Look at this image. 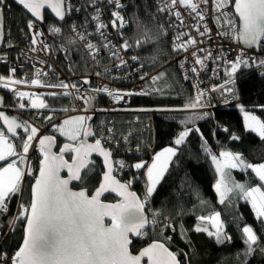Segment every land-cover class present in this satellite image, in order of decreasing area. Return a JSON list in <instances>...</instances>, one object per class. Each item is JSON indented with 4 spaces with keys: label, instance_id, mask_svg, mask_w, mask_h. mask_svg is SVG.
<instances>
[{
    "label": "snow or ice",
    "instance_id": "snow-or-ice-1",
    "mask_svg": "<svg viewBox=\"0 0 264 264\" xmlns=\"http://www.w3.org/2000/svg\"><path fill=\"white\" fill-rule=\"evenodd\" d=\"M115 9L126 7L122 0H106ZM14 3L21 6L35 18L29 19L27 28L30 30L31 51H48L50 45L40 39L42 33L36 21H43L42 9L45 7L51 9L58 21H65L73 11H80L75 8L70 0H14ZM210 0H158L157 11L160 13H170L183 25L184 21L180 11L177 8H184L191 13L196 14L198 21H205L209 9L207 6ZM213 24L223 31L218 34L227 39L242 43L245 48L241 49L238 55L228 62L226 70L227 80L219 85L212 86L211 92H219L225 95V103L228 99H236L237 86L236 77L240 69L255 67L264 70V58L260 56H248L246 49H256L264 51V0H211ZM94 15L92 20L95 23V35L100 38L98 43L89 40L88 35L78 31L73 24L72 31L75 38H69V44H75L76 40L84 42V46L91 58L99 64V53L107 51L110 58H114L117 68H123L129 71V61L124 59L121 53H128L133 48H142L145 45L154 44L155 39L166 35L163 25L159 26L156 33L151 30H145L146 25L138 18L133 16L131 22L140 33L133 43H129L124 38L123 30L128 27L129 20L116 10L111 12V21L106 23L102 19L101 10L93 3ZM9 7L6 0H0V43L5 42L4 29V8ZM111 27L120 36V42L114 43L108 39L107 29ZM201 27L203 31H201ZM49 30L53 35L60 34L62 29L57 26H50ZM196 32L200 36L210 35L211 29L207 23L197 24ZM188 33H176L173 51H188L189 47H196L198 43H204L203 40L197 41L195 37L189 35L187 40L184 36ZM12 45L9 44V47ZM200 52L205 56L201 57ZM193 65L189 66L188 72L184 73L183 78L189 79V73L199 76L201 71H208L206 61L218 63L224 59L223 55L213 56L211 51L204 48H198L192 53ZM131 61L137 62L138 68L144 65L138 63L137 55L130 56ZM43 63V61H41ZM180 63L179 67L184 68ZM198 66V67H197ZM107 72V69H105ZM16 68L11 69L9 77L0 76V87L8 88L10 86L29 85L38 88L60 89V92H51L50 96L57 95L71 97L73 100L81 101L85 113L90 110L95 111L93 104L98 96L104 95L111 98L115 103H128L127 97L131 96H162L165 89L160 86V81L166 78V72L158 73L150 79L145 73H140L138 78L146 81L147 88H141L138 91L112 89L105 85L94 86L90 78L85 76L77 82H65L59 80L58 83H47L42 77H47L48 72L36 71L34 78L21 79L15 77ZM96 77L104 73H94ZM264 75V71L261 72ZM87 86V87H86ZM169 88L172 85H168ZM196 91L187 98V102L178 108H140L133 111H160V112H183L186 113L180 120L182 130L174 139L176 147H167L161 152L155 154L152 163L149 165L146 161H140L133 165H127L123 160H114L113 152L110 147H105L108 141H115L117 144L128 143L129 138L133 136L131 130L127 135L120 136L119 139L113 134V127H106L102 132L94 131L89 121L92 119L89 115H77L65 119L62 125L56 127V131L61 136H65L70 143H65L59 150V154L52 151L56 143V138L50 135L40 137V130L27 122H18L15 118H10L0 111V120L6 126L7 133L12 137L17 136V129H23L25 137L20 139L19 150L6 135L5 131L0 129V162L7 161L6 166L0 167V214L7 212L8 205L13 197L23 194L26 175H32L25 167L28 163V153L32 148L33 141L38 144V150L41 155V161L38 169V176L35 178L34 186L31 188L30 200L27 206L20 205L17 216L12 220L14 226L17 221H23L25 224L22 245L9 256L0 249V264H185L181 260V255L186 253L173 252L166 247L164 242L159 240L150 243L138 254H133L130 249L132 236L145 237L148 231L157 230V225L162 224L163 229L170 228L175 231L171 223L165 222L164 214L161 211L146 212V206L149 205L150 198L157 190V186L164 179L172 163L173 157L177 155L179 146L185 144L187 138L196 132L207 145V140L199 127L195 126V121L204 119L209 113L202 110L210 106L209 90L200 89L199 84L193 85ZM12 91L19 100L27 98L32 109H49L50 105L36 93L20 91L18 87H12ZM3 101L0 100V105ZM19 107L24 109L26 105L20 103ZM120 109H101V111H117ZM244 112V121L246 128L256 133L264 140V121L258 119L255 115L240 109ZM54 111V109H52ZM68 112V108L62 109ZM191 113V115H187ZM51 120L52 116H47ZM139 119V118H137ZM190 125H192L190 127ZM225 132L227 128L223 129ZM98 136L94 143H88L87 138ZM40 137L39 139H37ZM231 139L238 140V136H231ZM104 141L105 143H102ZM205 152L211 157L212 163L216 166V172L219 173V180L215 184V190L219 194L220 203H225L228 194L238 191L239 195L250 201L255 212L256 218L264 223V163L252 165L246 163L241 154L231 151H221L218 155L213 154L210 148L205 147ZM65 153H70L69 159H65ZM96 153L103 158L104 171L102 182L90 193L86 187H80L74 190L73 182L83 185L89 173L93 171L95 161L91 159L92 154ZM119 169L132 167L139 172L144 170L141 175H146L147 183L143 197L138 196L131 191L132 183L137 178L135 175L127 182H121L116 178L114 172L116 166ZM241 168L251 169L256 177L261 181L257 187H247L242 183L230 181L231 169ZM66 172V176L61 173ZM106 193H114L119 200L115 203H107ZM201 223L194 231L197 233H206L217 244L230 243L232 237L225 229L221 214L215 212L210 216H200ZM186 235V233H183ZM170 240V237H166ZM242 239L246 245L245 256H251L257 248L264 252V245L251 226L242 228ZM190 243V241H188Z\"/></svg>",
    "mask_w": 264,
    "mask_h": 264
},
{
    "label": "trees",
    "instance_id": "trees-1",
    "mask_svg": "<svg viewBox=\"0 0 264 264\" xmlns=\"http://www.w3.org/2000/svg\"><path fill=\"white\" fill-rule=\"evenodd\" d=\"M77 2L80 7L79 17L67 18L64 22L57 21L48 12H45L43 32L53 46V62L64 73L72 77L82 76L89 70V62L80 46L69 44L70 28L74 25L88 24L94 15L91 7L87 5V0H70ZM9 7L4 8L6 19V42L8 39L19 42L20 33L27 31V22L31 19L21 8L16 6L12 0H6ZM126 5L120 11L129 20L126 29V39L133 43L139 36L131 22L133 16L138 17L144 25L145 30L156 33L159 26L163 25L166 35L155 39L154 44L145 45L142 48H133L131 54L139 57L138 63L143 64L141 69L148 74H158L166 72V78L160 81L165 91L162 96L155 97H135L131 101L133 109L138 108H178L187 102V98L192 95L188 83L183 78V73L179 67L178 54L172 47V22L163 13L157 11V0H122ZM84 13H82V12ZM50 26L61 27L60 34L53 35L49 30ZM5 71L6 68H3ZM264 70L255 68H242L237 73L236 86L237 96L241 102L238 105L225 109H216L212 118H204L195 121V126L199 127L207 140V145L196 132L187 138L185 144L179 146L177 155L173 157L168 172L164 179L157 186L153 194L152 206L155 211L164 214L165 222H170L175 231L167 228L164 235L157 234V230L148 231L144 240L134 241L132 252L137 253L143 247L159 240L164 242L173 252L186 253L181 255V260L185 264H264V252L259 248L251 255L245 256L246 245L242 239V228L252 226L264 245V223L256 218L255 212L249 201L242 200L243 197L233 199V194L228 195L225 203L221 204L219 194L215 190L218 176L211 163V157L205 152V147L210 148L213 154L218 155L221 151H231L239 153L246 163L259 165L264 163V140L256 133L246 129L242 111L252 112L258 119L264 121ZM5 74L6 71L4 72ZM168 85H172L171 88ZM2 92L0 91V94ZM45 101L50 105L47 111L54 109L55 113L61 114L62 109L67 108L68 100L58 96H45ZM13 108L16 106L12 105ZM104 106V104L102 105ZM100 106V109L103 107ZM16 109H14V112ZM154 126L156 131L157 151L161 152L167 147H176L174 139L182 130L180 120L186 113L183 112H160L154 111ZM158 112V113H157ZM23 115H31L28 112H21ZM12 114V113H11ZM14 115V114H13ZM191 115V113H187ZM118 126L120 135H127L131 123L135 122V115L128 113H118L112 116ZM136 139L153 140L151 131L141 125L134 123ZM192 125H190L191 127ZM227 128L225 132L223 129ZM238 136V140L231 139V136ZM59 143L64 142L58 136ZM135 138H131L134 142ZM20 144V140L16 141ZM153 142V141H152ZM39 160V158H38ZM93 171L89 173L83 185L87 190L93 192L98 187L103 173L102 163L95 160ZM144 170L133 171L127 177L130 179L135 175L131 190L139 196L145 191V175H141ZM237 177L245 182L261 185V181L256 177L251 169L240 168V171H233ZM31 179H27L24 184V191L21 196L13 197L8 213L1 219L0 228L2 235H5L11 222L14 219L19 200L22 198L26 205L31 198ZM264 191V188H262ZM109 200V198H108ZM215 212L221 214L227 233L232 237L230 243L217 244L206 233H197L195 227L201 223L200 216H210ZM163 225L159 224V228ZM183 233H186L184 235ZM24 235V222L18 221L12 234L6 235V239L0 243L3 253L11 256L20 247ZM170 237V240H166ZM190 241V243L188 242Z\"/></svg>",
    "mask_w": 264,
    "mask_h": 264
},
{
    "label": "built area",
    "instance_id": "built-area-1",
    "mask_svg": "<svg viewBox=\"0 0 264 264\" xmlns=\"http://www.w3.org/2000/svg\"><path fill=\"white\" fill-rule=\"evenodd\" d=\"M158 1V0H157ZM75 8H79V5L77 2L72 3L70 2ZM93 3H95V6L98 7L102 12V19L106 23H110L111 21V12L116 11L120 9H115L111 4H108L106 0H87V5L91 7V11L94 12ZM201 7H207L209 9L207 13V17L205 21H198L196 19V14L191 13L188 10H185L184 8L180 7L177 8V11H180L183 18V25H180V21L175 18V16L171 15L170 13H163L165 16L169 18V20L172 22V30H173V37H172V47L175 43V34L176 33H188L190 36L195 37L197 41L203 40L204 43H198L196 47H189L188 51H180L176 52L178 54V62L183 63L185 66L182 70V73L188 72L189 66L193 65V56L192 53L195 52L198 48H204L208 51H211L213 56H220L223 55L224 59L220 60L218 63H213L210 61H206L208 71H201L199 76H194L191 73H189V79L185 80L188 85L191 88L192 94L195 93L196 89L193 87V85L199 84L200 89L202 90H209V99H210V106L203 109V112L209 113L210 115L207 116V118H212L213 113L216 109H225L230 106L238 105L241 101L236 99L229 98L228 103H225V95L219 92H211L210 89L212 86H219L223 84L227 80L226 76V70L228 68V62L232 61L239 53L241 49H244L243 46L240 45V43L235 42L233 40L227 39L225 37L220 36L218 33L223 31V29L214 26L213 24V16L214 13L212 12V5L211 0L210 3L205 6L202 5ZM82 12V11H81ZM84 13V12H82ZM80 11H73L70 16L68 17H79ZM122 15H124L121 12ZM125 16V15H124ZM126 18V16H125ZM127 19V18H126ZM207 23L208 27L211 29L210 35L200 36L196 30L195 26L197 24H203ZM39 30L43 33L42 27L37 24ZM78 31L84 32L86 35H88V38L93 43H98L100 41V38L96 36L95 33V23L92 19H90V23L88 24H81V25H75ZM129 26V25H128ZM126 29L123 30L124 38L126 39ZM108 34V39L113 41L114 43L120 42V36L117 34V32L109 27V29L106 30ZM201 31H203V28L201 27ZM70 34L73 38H75V33L72 31V28L70 29ZM189 35L184 36V40H187L189 38ZM30 35L29 33L22 36L23 40V48H17L13 45L9 48L10 51L17 53V51L20 52V55H18V60L16 62L10 61L8 58L2 56V53H0V66L5 65L8 67V69L11 71L12 68H16V72H21L23 74V79H32L34 78V74L36 71H46L48 72L47 77H42L47 83H58L59 80H63L65 82H77L78 80H75L71 77H69L66 73L62 72L56 64L53 62V48L50 45L49 41L46 39L45 35H43L40 39L46 41L48 45H50V48L48 51H31V45L29 43L30 41ZM78 44H80L84 48V52L87 56L88 62H89V71L86 75H84L81 79H83L85 76L91 79L92 84L94 86H100L105 85L112 89H123V90H131V91H138L139 89L147 88L148 84L146 81H141L138 78V75L140 73H145L141 69H139L136 66L137 62H133L130 59V56L133 55L129 51L128 53H121V55L124 57V59L129 61V71L126 72L123 68H117L116 63L117 61L114 58H110L108 52L102 51L99 53V64L94 61L89 53L87 52L84 42L76 40ZM246 53L248 56H260L261 58H264V51H257L256 49H246ZM199 55L201 57L205 56L204 52H200ZM43 61V63H41ZM198 67V66H197ZM243 68V67H242ZM241 68V69H242ZM255 67H248L247 69H253ZM105 69H107V72H105ZM101 72L104 73V75L100 77H96L94 73ZM146 76L150 79L152 76L151 74L145 73ZM79 79V80H81ZM12 87H9L10 96L14 94L12 91ZM21 90V88H19ZM49 93L51 92H60V89H48ZM32 93V92H31ZM157 95L153 96H131L127 97L128 103L124 104L121 102L120 104L115 103L111 98L101 95L98 96L97 99L94 101L96 105L95 112H87L85 113L83 111V105L81 101L79 100H73L70 98V107L68 108L69 111L65 112L63 114H56L53 112H46L45 109H32L29 104V100L25 98L22 100V103L26 105L24 109H21L18 107V115L21 118L22 122H27L31 124L34 127H37L40 130V137L43 135H54L57 136L60 133L56 131V127L60 126L65 119H68L70 117H74L77 115H96L97 122L94 127V131L102 132L106 127H113L115 125L114 129V135L117 137V139L120 138L118 126L116 125V122L114 119H112V116L118 114V113H128L135 115V122L136 125H141L142 127H146L151 131V137H153L152 141L149 140H138L136 139L137 132H135L136 126L132 122L130 127L128 128V131L131 130L133 133V136L129 138L128 143L121 142L117 144L115 141H108L102 143H105V147H110L113 155L116 158V161L123 160L127 165H133L140 161H146L147 164H151L152 160L154 159L155 153H156V131L154 126V115L156 114L154 111H148V112H141V111H129L131 110L129 107L131 106V101L135 97H155ZM17 97V96H16ZM18 98V97H17ZM104 104V106H102ZM99 106H102L103 109H120L117 111H101ZM7 111L12 110L10 102L7 103L6 106ZM140 109V108H138ZM19 111H28L32 112V117L23 116L19 113ZM51 115L52 119H47V116ZM139 118V119H137ZM135 126V128H134ZM38 137L37 139H39ZM97 138H99L97 136ZM131 138H135L136 141L134 142L131 140ZM33 150H37V143L36 141L33 142ZM138 160V161H137ZM135 168L132 167H126L124 169H119L118 165L116 166L115 175L118 179L123 181L130 180L129 177H127L131 172L135 171ZM34 174V173H33ZM32 174V175H33ZM144 195V194H143ZM146 210L149 213L154 211L152 208V202L151 198L149 201V205L146 206ZM151 218V216H150ZM169 223V222H168ZM158 227V225H157ZM167 230V228L163 229V231Z\"/></svg>",
    "mask_w": 264,
    "mask_h": 264
},
{
    "label": "clouds",
    "instance_id": "clouds-1",
    "mask_svg": "<svg viewBox=\"0 0 264 264\" xmlns=\"http://www.w3.org/2000/svg\"><path fill=\"white\" fill-rule=\"evenodd\" d=\"M5 15V14H4ZM67 18H70V17H66V19ZM37 23V22H36ZM38 24V23H37ZM41 27H42V25L41 24H39ZM71 29V28H70ZM43 30V29H42ZM29 29L27 28V31H25V32H21L20 33V38H18L19 39V42H16V41H14V40H11V39H8V41L6 42V19H5V42H4V45H3V47H2V49L0 50V53H2V56H4V57H6V58H8L10 61H13V62H16L17 60H18V55H20V52L19 51H17V53H14V52H12V51H10L9 50V44H11V45H13L14 47H17V48H20V49H22L23 48V40H22V36L23 35H26V34H28L29 33ZM44 33V32H43ZM45 35V34H44ZM71 35V34H70ZM46 37V36H45ZM72 37V36H71ZM73 38V37H72ZM46 39L48 40V38L46 37ZM49 41V40H48ZM50 43V42H49ZM77 43V42H76ZM171 43H172V41H171ZM50 45H51V43H50ZM77 45L78 46H80L81 48H82V50L84 51V48L80 45V44H78L77 43ZM241 45V44H240ZM52 46V45H51ZM242 46V45H241ZM52 48H53V46H52ZM245 48V47H244ZM84 54H85V52H84ZM53 56H54V51H53ZM85 57L87 58V56H86V54H85ZM88 60V59H87ZM88 66H89V64H88ZM3 68H6V73L7 74H5L4 72L5 71H3L4 69ZM253 69H255V68H253ZM88 71L89 70H87V72L86 73H84L82 76H79V77H72V76H69V77H71V78H73V79H75V80H78L79 81V79H81L84 75H86L87 73H88ZM11 75V71L8 69V67H6L5 65H2V66H0V76H3V77H9ZM151 75H154V76H156V74H151ZM15 77L16 78H21V79H23V74L21 73V72H16L15 73ZM27 86V85H26ZM16 87H18V88H21V90H26L25 88H24V85H19V86H16ZM32 87V86H31ZM87 87V86H86ZM1 89H8L9 90V87L8 88H4V87H0ZM10 88H11V86H10ZM0 89V91L2 92L1 94H0V96H3V98H4V101H5V107L3 108V111H6L7 113H8V115H10V116H13V117H15V118H17L18 120H20L21 121V118H20V116L18 115V109H16V111L14 112V109H12V110H9V111H7V109H6V106H7V101H9V96H10V91H6V92H4V91H2ZM45 91H47L48 89H50V88H47V87H45V88H43ZM36 93V94H38V95H40L42 98H44L45 99V96L46 95H42V93H40L38 90H30V92L29 93ZM48 92V91H47ZM47 95H49V92L47 93ZM58 97H60V98H66L67 100H68V106H67V108H69L70 107V98L69 97H63V96H60V95H57ZM94 105H95V103H94ZM97 108H99V106L97 107ZM95 110H97L96 109V105H95ZM45 111L46 112H52V111H47L46 109H45ZM21 112H28V111H19V113L21 114ZM90 112V111H89ZM93 112H95V111H93ZM12 113V114H11ZM28 113H31V115H29L28 117H32V112H28ZM53 113H55V112H53ZM63 113H65V112H63ZM63 113H61V114H63ZM92 113V112H91ZM156 113V112H155ZM158 113V112H157ZM14 114V115H13ZM56 114H58V113H56ZM22 115H23V113H22ZM91 115H93V114H91ZM90 115V116H91ZM23 116H27V115H23ZM210 119V118H209ZM22 122V121H21ZM96 122H97V118H96ZM23 123V122H22ZM62 125V124H61ZM95 125H96V123H95ZM95 125H94V127H95ZM0 129H2V130H4V128L1 126V123H0ZM5 131V130H4ZM5 133H6V135L8 136V138L14 143V144H18L16 141H18V140H20L22 137H25V136H23L22 134H20V137L18 138V139H14V138H12L6 131H5ZM47 135H50V134H47ZM50 136H54V135H50ZM58 136H61L60 134L59 135H57V136H54V137H56L57 139H58V145H60L59 144V138H58ZM97 139V136H94V138H93V141H95ZM34 142V141H33ZM65 142H67V141H65L64 140V143ZM63 143V142H62ZM70 143V142H69ZM33 147H34V145H32V148H31V151H30V153L28 154V160H30L32 163H34V166H35V168H34V170H33V175H31V176H29V175H26V177H25V182L27 181V179H31L32 180V182H31V186H32V183H33V181L35 180V178H36V175H37V170H38V165H39V162H40V160H41V156H40V153H39V150H38V144H37V150L35 151V150H33ZM17 148H19L18 146H17ZM156 151H157V148H156ZM156 154V153H155ZM115 156L113 155V159L114 160H116V158H114ZM38 158H39V160H38ZM138 161V160H137ZM7 164V161H5V162H0V167L1 166H5ZM135 171H137V170H135ZM114 175H115V172H114ZM145 179H146V175H145ZM120 180V179H119ZM120 181H122V182H126V181H123V180H120ZM146 183H147V179H146ZM25 184V183H24ZM77 188V187H76ZM145 192V191H144ZM144 192L142 193V195H140V197L142 198L143 197V194H144ZM107 201H109L108 199H106ZM151 202H152V198H151ZM21 204H25L26 205V203L25 202H23V200H22V198L19 200V202H18V206H17V209H16V212H17V210L19 209V206L21 205ZM152 208H153V206H152ZM9 209H10V206L8 205V209H7V212H5V213H3V214H7L8 213V211H9ZM154 210V209H153ZM155 211V210H154ZM146 212H147V210H146ZM149 218H150V216H149ZM170 223V222H169ZM24 226H25V224H24ZM163 228V227H162ZM157 234H161V232L159 231V229H161V228H159V224H158V227H157ZM167 230H165V231H163L162 232V234L161 235H164V233L166 232ZM172 233H173V230H172ZM9 234H12V231L9 233ZM147 236H145V237H141L140 239L141 240H144L145 238H146Z\"/></svg>",
    "mask_w": 264,
    "mask_h": 264
},
{
    "label": "water",
    "instance_id": "water-1",
    "mask_svg": "<svg viewBox=\"0 0 264 264\" xmlns=\"http://www.w3.org/2000/svg\"><path fill=\"white\" fill-rule=\"evenodd\" d=\"M12 2L14 3V0H12ZM16 6H18L19 8H21L22 9V7L21 6H19V5H17L16 3H14ZM23 10V9H22ZM31 19H33V20H35V18L34 17H32L31 16V14L30 13H28L26 10H23ZM42 11V15H43V17H44V15H45V12H48L54 19H56L57 21H58V19L57 18H55V16H54V13H52V11H51V9H49V8H47V7H45L44 9H42L41 10ZM3 15H4V11H3ZM66 20V19H65ZM38 24H43L44 23V19H43V21H36ZM62 22H64V21H62ZM3 23H4V29H5V15H4V21H3ZM243 47H245L242 43H240ZM3 45H4V43H0V50L2 49V47H3ZM0 100H2L3 101V104L2 105H0V111H3V108L5 107V101H4V98H3V96H0ZM92 107H94V109H95V105L93 104V106ZM4 113H5V115H7V116H9L10 118H15V117H13V116H10V115H8V113L6 112V111H3ZM90 112H93L92 110H90ZM91 117H92V119L89 121V123L92 125V128H93V130H94V125H95V123H96V115H91ZM15 119H17V118H15ZM18 120V119H17ZM18 122H21L20 120H18ZM0 123H1V126L4 128V130L6 131V126L3 124V121L2 120H0ZM7 132V131H6ZM10 136H11V134L10 133H8ZM20 134H22L23 136H26V133H24V131H23V129L21 128V129H17V136L16 137H12V138H14V139H18L19 137H20ZM56 138V137H55ZM93 138H94V136H92V137H88L87 138V142L88 143H94L95 141H93ZM65 143H69V142H65ZM65 143H63L62 144V146L61 147H59V145H58V139L56 138V143H55V146L53 147V149H52V151L53 152H55V153H57V154H59V150L63 147V145L65 144ZM71 154L70 153H65V159H69V156H70ZM41 156V155H40ZM91 159L92 160H99V161H101V163H102V167H103V158L102 157H100L98 154H96V153H93L92 154V157H91ZM41 161V160H40ZM95 164H96V162H95ZM39 165H40V162H39ZM39 165H38V169H39ZM103 171H104V167H103ZM103 174V173H102ZM61 175L62 176H66L67 174H66V172H62L61 173ZM36 176H38V170H37V175ZM117 178V177H116ZM118 179V178H117ZM102 182V175H101V181H100V183ZM122 182V181H121ZM34 183H35V180L33 181V183H32V186H34ZM80 184H78L77 182H73V185H70L71 187H74V190H79V188H76L77 186H79ZM32 186H31V188H32ZM131 190V189H130ZM89 191V190H88ZM132 191V190H131ZM90 192V191H89ZM94 192V191H93ZM90 193H92V192H90ZM106 195V199H108V198H113V199H115V201L114 202H112V201H107V200H105V202H107V203H115V202H117L118 200H119V197H117L114 193H106L105 194ZM138 195V194H137ZM139 196V195H138ZM24 228H25V226H24ZM141 237H135V236H132L131 237V239H132V244L130 245V249L132 250V247H133V245H134V241H138L139 239H140ZM23 241V240H22ZM21 245H22V243H21ZM20 245V246H21ZM148 246V245H147ZM147 246H145V247H147ZM145 247H143V248H145ZM167 247V246H166ZM142 248V249H143ZM141 249V250H142ZM141 250H139V251H141ZM138 251V252H139ZM138 252L137 253H133V254H138Z\"/></svg>",
    "mask_w": 264,
    "mask_h": 264
},
{
    "label": "rangeland",
    "instance_id": "rangeland-1",
    "mask_svg": "<svg viewBox=\"0 0 264 264\" xmlns=\"http://www.w3.org/2000/svg\"><path fill=\"white\" fill-rule=\"evenodd\" d=\"M24 88L26 89V90H20V91H25V92H30V90H38L40 93H42V95H47V91H45L43 88H38V87H35V86H29V85H24ZM1 89V88H0ZM2 91H4V92H8L9 90L8 89H1ZM7 102H10V104H11V108L12 109H17L18 107H19V104L20 103H22V101L21 100H19L17 97H16V95L15 94H13L12 96H9V101H7ZM13 104H15L16 106L13 108ZM246 111V110H245ZM247 112H249V111H247ZM249 113H251V114H253L252 112H249ZM242 114H243V118H244V112H242ZM254 115V114H253ZM244 124H245V121H244ZM246 127V126H245ZM247 129V128H246ZM248 130V129H247ZM65 141H67V142H70V141H68L67 140V138L65 137V136H61ZM17 146L19 147V144H17ZM18 150H19V148H18ZM30 151H31V149H30ZM30 151H29V153H30ZM28 153V154H29ZM211 163H212V161H211ZM212 165H213V168L215 169V171H216V166L212 163ZM6 166V165H5ZM1 167H4V165L3 166H1ZM26 168H27V170L28 171H31L32 172V174H33V170H34V168H35V166H34V163H32L30 160H28V163H27V165L25 166ZM227 171H230V181H232V182H235V183H242V184H245L247 187H257V186H260L259 184L258 185H255V184H250L249 185V183L248 182H245V181H242V180H240L238 177H237V175L235 174V173H233V171H240V168H236V169H231V170H227ZM217 173V172H216ZM255 174V173H254ZM29 176H31V175H29ZM217 176H218V179H217V181L219 180V173H217ZM262 191H263V189H262ZM232 194H233V199H235V198H240V195H239V193H238V191H233V192H231ZM231 193H229L228 195H230ZM242 200H245V201H248V200H246V199H242ZM250 202V201H249ZM25 205V204H24ZM25 206H27V205H25ZM19 209H20V206H19ZM19 209L17 210V212L15 213V216H14V218L17 216V214H18V212H19ZM5 216V214H0V221H1V219L3 218ZM18 222V221H17ZM16 222V223H17ZM16 225V224H15ZM15 225L14 226H10L9 228H8V230H7V232H6V234L5 235H2V229L0 228V243H2L5 239H6V235H8L11 231H12V233L14 232V227H15ZM248 226H250V225H248ZM252 227V226H251ZM253 228V227H252Z\"/></svg>",
    "mask_w": 264,
    "mask_h": 264
},
{
    "label": "flooded vegetation",
    "instance_id": "flooded-vegetation-1",
    "mask_svg": "<svg viewBox=\"0 0 264 264\" xmlns=\"http://www.w3.org/2000/svg\"><path fill=\"white\" fill-rule=\"evenodd\" d=\"M63 143H64V142H63ZM63 143H59V144H60V145H59V147H61ZM109 201H112V202H114V201H115V199H113V198H109Z\"/></svg>",
    "mask_w": 264,
    "mask_h": 264
},
{
    "label": "bare ground",
    "instance_id": "bare-ground-1",
    "mask_svg": "<svg viewBox=\"0 0 264 264\" xmlns=\"http://www.w3.org/2000/svg\"><path fill=\"white\" fill-rule=\"evenodd\" d=\"M67 20V19H66Z\"/></svg>",
    "mask_w": 264,
    "mask_h": 264
}]
</instances>
